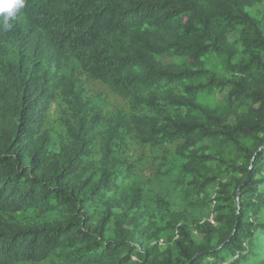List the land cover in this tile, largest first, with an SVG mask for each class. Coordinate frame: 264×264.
Wrapping results in <instances>:
<instances>
[{
	"label": "trees",
	"instance_id": "obj_1",
	"mask_svg": "<svg viewBox=\"0 0 264 264\" xmlns=\"http://www.w3.org/2000/svg\"><path fill=\"white\" fill-rule=\"evenodd\" d=\"M256 4L264 0H25L14 26L0 25V264H264V29L247 10ZM80 75L132 113H96ZM57 97L73 122L52 138L44 125ZM105 124L155 148L159 174L182 163L192 192L214 178L201 142L237 169L217 243L182 228L175 251L146 244L141 193L122 191L136 168L113 142L95 161ZM28 212L35 221L18 218Z\"/></svg>",
	"mask_w": 264,
	"mask_h": 264
},
{
	"label": "rangeland",
	"instance_id": "obj_2",
	"mask_svg": "<svg viewBox=\"0 0 264 264\" xmlns=\"http://www.w3.org/2000/svg\"><path fill=\"white\" fill-rule=\"evenodd\" d=\"M248 12L255 18L264 29V5L256 4L249 7ZM238 38V33L231 34L230 39ZM81 89L85 99L90 103L96 113H102L105 118H113L114 114L121 111L125 114H131L133 109L128 100L114 94L101 82L90 80L83 75L79 76ZM228 90L219 92L218 97L224 98ZM73 122V112L70 105L64 103L61 97H57L48 111L44 129L52 138L66 136V126ZM232 123H234L231 120ZM110 125L101 127V138L94 151L95 161L102 156V148L107 143L113 142L116 153H120L124 160L130 162L135 169L136 177L133 186H127L122 189L123 192L138 191L141 193L139 204V224H142V234L146 244L158 250L161 255H165L167 251L173 250L181 243V229L185 228L193 240L202 242L207 236L212 234L214 237L212 243L218 242V237L226 229L225 222L230 218L226 192L232 191L230 187L234 179L238 178L237 169L224 165L223 161L215 155L210 149L209 142H201L197 146V150L201 154L211 155L212 160V185L201 190L190 191V179L183 182L181 175L177 171H182L183 164L177 167L174 175H161L158 173V165L155 161L157 151L150 146H141L136 143L132 137H126L121 134L112 136L107 129ZM168 151L174 153L177 148L175 146L167 147ZM220 155V154H219ZM223 157L226 158L229 166H232V153L229 149L223 150ZM235 166H238L235 164ZM232 170L230 174L229 171ZM188 190V191H187ZM121 198V196H120ZM119 213L118 209H115ZM20 220L35 221L37 215L28 212L18 217ZM53 216L46 219L51 220ZM40 219V218H39ZM203 230V231H201ZM206 232L210 233L205 236ZM232 259L235 256H231ZM221 261L216 264H230L228 261ZM54 259H49L46 264H51Z\"/></svg>",
	"mask_w": 264,
	"mask_h": 264
},
{
	"label": "clouds",
	"instance_id": "obj_3",
	"mask_svg": "<svg viewBox=\"0 0 264 264\" xmlns=\"http://www.w3.org/2000/svg\"><path fill=\"white\" fill-rule=\"evenodd\" d=\"M25 7V0H0V25L4 30H10Z\"/></svg>",
	"mask_w": 264,
	"mask_h": 264
},
{
	"label": "built area",
	"instance_id": "obj_4",
	"mask_svg": "<svg viewBox=\"0 0 264 264\" xmlns=\"http://www.w3.org/2000/svg\"><path fill=\"white\" fill-rule=\"evenodd\" d=\"M237 256H235V258H236Z\"/></svg>",
	"mask_w": 264,
	"mask_h": 264
}]
</instances>
